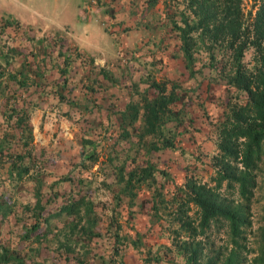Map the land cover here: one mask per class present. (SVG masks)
I'll use <instances>...</instances> for the list:
<instances>
[{
	"label": "rangeland",
	"instance_id": "374dc122",
	"mask_svg": "<svg viewBox=\"0 0 264 264\" xmlns=\"http://www.w3.org/2000/svg\"><path fill=\"white\" fill-rule=\"evenodd\" d=\"M254 1L242 0L244 17L249 9L252 13ZM185 4L186 0H155L152 4L147 3V0H0V16L13 17L20 23L29 25L22 30L20 24L16 25L11 21L10 29L6 26L2 28L10 33L8 37L0 31L2 151L15 153L26 149L19 137L15 113L12 112L11 116L6 114L10 107L23 106L28 112L27 123L31 130L28 154L40 169L38 176L42 182L41 190L60 191L71 188L73 193L78 190L92 201L95 211L94 218H89V223L94 220V234L90 239L79 230L80 225L86 224V219L80 216L57 221L52 228L55 230L61 226L60 228L67 230L70 222H76V230L74 229L70 239H61L59 232L53 241L47 239L23 244L19 236L23 233L28 218L24 216L21 220L20 211L23 205H32L34 202V180L28 177L16 186L10 185L5 170L9 160L0 155V200L7 198L10 207L5 216H0V245L14 247L22 257V264H76V256L85 260V264L184 263L179 252L170 244V232L167 230L169 210L160 207L154 214L148 198L151 191L144 185L137 188V199L144 200L142 206L139 202L132 209L120 193L121 201L116 208L119 231H112L109 217L114 207L115 193L119 192V186L114 182L112 165L123 160L126 161L124 170L138 164L144 165L145 160L151 161V174L155 181L152 185L181 184L185 175H190L199 179L200 183L212 187L219 200L234 207L244 205V202L238 203L241 199L235 187H227L224 182L219 187H214V180L211 179L214 173L211 164L215 151L214 121L222 114L220 110L229 95L241 99L244 94L227 86L224 81V71L221 68L224 60L221 55L224 51H221L222 46L212 44L209 47L208 40L203 39L201 44L192 48L191 60L187 62L184 58L172 20L180 23L176 20L179 11L191 17ZM97 6L101 7L100 11L106 9L109 12L108 22L111 20L113 27L121 33L119 51L115 49L113 38L105 31L104 25L95 21L90 12ZM120 24L128 27L127 32L120 30ZM45 29L47 31H43ZM48 30L66 34L78 47L92 53L94 60L103 63L105 69L120 68L122 72L116 79L119 84L123 83L122 87L125 86L124 83L133 80L136 88L142 91L149 87L151 77L165 83L167 89L173 82L179 84L182 88L176 89L181 98L173 105L178 117L184 115V111L187 112L186 108L190 109L184 101L186 91L193 90L192 95L196 96L197 101L204 100L206 112L203 113L200 107L195 110L197 105L192 107V116H198L197 120H192L196 131L201 134L197 148L181 153L179 149H175L180 146L177 145L174 149L147 152V139L140 142L135 134L121 136L116 107L121 108L125 101L124 95L119 94L124 89L122 87L117 88V95H113V100L109 102L116 104L112 109L114 113L106 114L105 110L110 109L104 104L102 106L105 107L88 111L59 102L54 94L56 89L73 95L80 93L81 89L72 88L68 77L67 83L61 85L62 78L58 69L63 57L68 55L64 50L69 46V52L74 53V45L58 39L57 32ZM137 41L139 42L136 43ZM135 49L138 51L137 55L131 53ZM253 53L251 48L245 49L243 53L242 61L248 67L253 63ZM71 55L69 59L72 60ZM69 64V72L75 71L77 64ZM121 64H125L123 69ZM19 70L27 74V87H20L12 78L6 77L7 72L17 73ZM178 117L167 121L166 126L182 131L187 124H182L180 120L184 121V118ZM185 145L181 143L183 149H190L185 148ZM91 150L96 154L92 163L87 157ZM248 171L254 184L246 210L250 222L245 229V238L241 239V246L234 248L225 228H216L207 237H203L202 260L207 255H219V263L232 252L247 264L257 256L262 246L260 235L264 230V153ZM66 175L69 178H62ZM169 194L170 191L162 189L159 196L168 197ZM54 203L51 202L52 205ZM118 234L125 235L127 242L120 236L117 238L115 235ZM130 238H135L137 248L131 245ZM115 245L121 246L118 253L113 252ZM65 255L71 259H66ZM154 255H160L158 261L145 260Z\"/></svg>",
	"mask_w": 264,
	"mask_h": 264
},
{
	"label": "trees",
	"instance_id": "16d2710c",
	"mask_svg": "<svg viewBox=\"0 0 264 264\" xmlns=\"http://www.w3.org/2000/svg\"><path fill=\"white\" fill-rule=\"evenodd\" d=\"M153 2L155 0H147L149 4ZM241 2L242 0H186L185 5L189 8L191 17L181 13L183 11H179L176 20L180 23L172 20V26L180 39V48L187 62L192 58V48L201 44L205 39L208 40L207 46L209 47L212 44L222 46L221 51H224L221 55L224 56V60L221 68L224 71V81L227 86L244 94V98L241 99L235 95L233 96L235 99H232L233 97L229 95L224 107L220 110L222 114L214 121L213 148L215 151L211 160L214 171L211 177L214 180L213 186L219 187L224 182L227 187H235L241 199L238 203L244 202V205L234 207V205L219 200L212 187L200 183L199 179L190 175H185L181 184L168 183L167 186L162 183L161 187L155 183L152 185V182L155 181L151 174L153 166L149 160H145L144 165L138 164L126 170L123 168L126 164L124 160L112 165L114 182L119 186V192L115 193L114 207L109 217L110 224L113 226L112 231H116V233L119 231L120 224L116 220L118 213L116 208L121 201L120 196L126 198V204L132 209L139 202L142 206L144 200L137 199V188L144 185L151 191L148 198L154 214L160 207L169 210L167 212L169 213L167 230L170 232V244L179 252L183 264H244L232 252L219 263H217L219 255H207L206 259L202 260L203 237H207L216 228H225L228 240L234 245V248L241 246V239L245 238V229L250 222L246 210L247 202L251 196V187L254 184L248 170L255 166L264 153V0H255L252 13L249 9L245 17ZM1 18L3 21H0V31L8 37L10 33L2 28L12 26L11 21H14L16 25L19 23L12 18L0 16ZM19 26L22 30L25 28ZM119 28L125 32L128 29L122 24ZM108 31L113 33V42L119 51L121 43L118 34L114 29ZM57 34L58 39H63L61 34L58 32ZM63 40L74 45L75 52H69L70 47L65 46L67 48L64 51H67L68 55L63 57V62L58 69L62 78L61 85L67 83L68 77L70 84L73 85L72 88L76 87L81 90L80 93L73 95L56 89L54 94L58 101L75 108L88 109V111L96 110L97 107H105L102 106L104 104L107 105L106 108L110 109L105 110L106 114L113 112L112 109L116 107V104L109 102L113 100V95H117V88L121 89L123 85V83L119 84L116 79V76L122 72L121 69H105L103 63L96 62L92 55L78 48L72 40ZM247 48H251L254 52L253 63L249 67L242 61L243 53ZM137 52L133 54L137 55ZM70 55L72 60L69 59ZM70 62L77 64L75 71L69 72ZM125 64H121L122 69ZM6 77L12 78L20 87L28 86L27 74L21 70L17 73L9 71ZM124 85L122 87L124 89H121L119 94L124 95L125 101L121 104L123 105L121 108L116 107L118 110L117 124L122 130L121 136L127 137L135 134L140 142L147 139L148 144L145 145L147 152L164 148L174 149L177 145L180 146L175 149H179L181 153L197 148L201 134L195 129L192 119L196 118L197 120L198 116H192L191 111L194 110L192 107L197 105L195 110L200 107L203 113L206 112L204 100L197 101L196 96L192 95L193 90L186 91L184 101V104L190 106V109L186 108L187 112L184 111L182 116L179 113L181 117H178L173 105L181 98L176 89L177 87L182 88L179 84L173 82L167 89L165 83L151 77L148 83L149 87L142 91L136 88L133 80L124 83ZM148 89L152 90L148 91ZM12 112L16 115L15 122L19 130V137L26 149L24 152H3V145L0 142V155L9 160L5 169L6 179L12 186H16L22 179L28 177L34 180V202L32 205H23L20 211L21 220L24 216L28 218V223L19 236L20 242L28 244L47 239L53 241L59 232L61 239H70L74 229L76 230V222H70L67 230L60 228L61 226L55 230L52 228L55 227L57 221L65 218L67 221L80 216L86 219V224L80 225L79 230L90 239L94 234L92 227L94 220L89 223V218H94L95 214L92 201L78 190L73 193L71 188L60 191L57 189L41 190L42 182L38 176L40 169L28 154L31 139V130L27 123L28 112L23 106L10 107L6 110L7 116H11ZM106 114L104 115L106 116ZM177 117L184 118V121H180L182 124H187L182 131L166 126L167 121ZM176 133L178 134L176 135ZM178 135L179 137H177ZM181 143L186 144L185 146L190 149H183ZM113 156L115 157L114 154ZM87 157L92 163L96 154L91 150ZM109 159H112L111 155ZM80 164L82 165V162ZM157 171L159 172L158 169ZM62 178L69 177L66 175ZM170 181L172 182L171 179ZM162 189L170 191V196L160 197ZM7 200V198L0 200L1 217L9 211ZM51 202L55 203L52 205ZM137 234L136 232V237ZM115 236L126 239L125 235ZM260 236L262 246L257 256L253 258V262L247 264H264V230ZM127 240L128 238L126 242ZM134 240L135 238H130L131 245L137 248ZM120 248L121 246H113V252L118 253ZM64 257L68 260L71 259L68 255ZM159 257L160 255H154L146 257L145 260L155 259L158 261ZM75 260L76 264L86 263L85 260L77 256ZM11 262L22 264V257L17 254L14 247L8 248V245L1 244L0 263Z\"/></svg>",
	"mask_w": 264,
	"mask_h": 264
},
{
	"label": "crops",
	"instance_id": "0c3cea01",
	"mask_svg": "<svg viewBox=\"0 0 264 264\" xmlns=\"http://www.w3.org/2000/svg\"><path fill=\"white\" fill-rule=\"evenodd\" d=\"M86 8H87V7H86ZM87 9H89V8H87ZM100 9H101V7H100V6H97V8H95V9H91V10H90V12H91V13L93 14V16H94V20L97 21V22L102 23V25H104V29H105V31L108 32V33L111 35L112 38H113V33H110V32L108 31V30H110V29H114V30L116 31V33L118 34V37H120V36H121L120 31L117 30L116 27H113L114 25H112V24H114V23L111 22V20L108 22V17H109L108 13H109V12H108L106 9H102L101 11H100ZM12 19L16 20V21H17L22 27L29 26V25H24V24L20 23L19 20L16 19V18H13V17H12ZM43 31H47V30L45 29V30H43ZM48 31L57 32V31H55V30H48ZM58 33L62 35L63 39L72 40V39L69 38L66 34H62V33H60V32H58ZM119 39H121V38H119ZM72 41L77 45V43H76L74 40H72ZM138 42H139V41H137L136 43H138ZM77 47H78V45H77ZM78 48H80V47H78ZM81 49H82V48H81ZM115 49L117 50L116 47H115ZM83 50H84V49H83ZM84 51H86V50H84ZM86 52L89 53L88 51H86ZM131 53H132V54H133V53L136 54V50H133ZM89 54L92 55V53H89ZM92 56H93V55H92ZM185 148H189V147L185 146Z\"/></svg>",
	"mask_w": 264,
	"mask_h": 264
}]
</instances>
